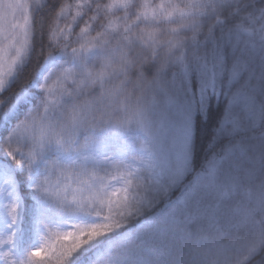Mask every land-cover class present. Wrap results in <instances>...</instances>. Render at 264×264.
I'll list each match as a JSON object with an SVG mask.
<instances>
[{"label": "snow or ice", "instance_id": "6c2138e0", "mask_svg": "<svg viewBox=\"0 0 264 264\" xmlns=\"http://www.w3.org/2000/svg\"><path fill=\"white\" fill-rule=\"evenodd\" d=\"M0 264H264V0H0Z\"/></svg>", "mask_w": 264, "mask_h": 264}, {"label": "trees", "instance_id": "16d2710c", "mask_svg": "<svg viewBox=\"0 0 264 264\" xmlns=\"http://www.w3.org/2000/svg\"><path fill=\"white\" fill-rule=\"evenodd\" d=\"M30 68H31V65L29 66V70H30ZM26 74H27V70H26V73H25V76H26ZM24 77H22V79H23ZM13 90H15V89H13Z\"/></svg>", "mask_w": 264, "mask_h": 264}]
</instances>
